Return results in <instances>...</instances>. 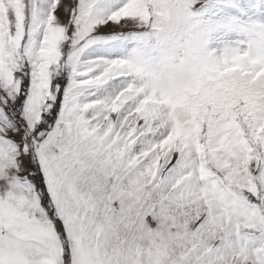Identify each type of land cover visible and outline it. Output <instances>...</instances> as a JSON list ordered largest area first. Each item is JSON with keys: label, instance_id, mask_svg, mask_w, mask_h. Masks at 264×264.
<instances>
[{"label": "snow or ice", "instance_id": "obj_1", "mask_svg": "<svg viewBox=\"0 0 264 264\" xmlns=\"http://www.w3.org/2000/svg\"><path fill=\"white\" fill-rule=\"evenodd\" d=\"M0 264H264V0H0Z\"/></svg>", "mask_w": 264, "mask_h": 264}]
</instances>
